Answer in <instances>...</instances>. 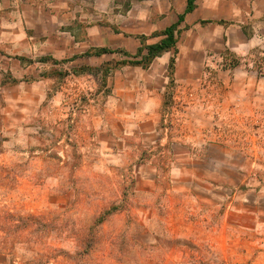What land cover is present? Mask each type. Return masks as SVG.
Masks as SVG:
<instances>
[{"label": "rangeland", "instance_id": "rangeland-1", "mask_svg": "<svg viewBox=\"0 0 264 264\" xmlns=\"http://www.w3.org/2000/svg\"><path fill=\"white\" fill-rule=\"evenodd\" d=\"M161 6L148 0V13ZM172 59L167 97L201 92L177 87ZM235 62L208 53L201 79L209 83L219 70L230 76ZM96 76L93 92L103 101L112 88ZM84 85L82 99L91 93V83ZM59 100L43 103L15 139L0 134V264H264V132L201 131L167 117L169 137L193 147L199 165L210 149L219 157L217 145L228 146V165L206 167L213 173L207 181L204 167L173 164L169 150L144 135H130L126 155L109 156L101 147L109 138L91 133L82 111L72 122L61 118ZM219 170L227 182L214 180ZM220 185L215 201L205 200L207 187Z\"/></svg>", "mask_w": 264, "mask_h": 264}, {"label": "crops", "instance_id": "crops-1", "mask_svg": "<svg viewBox=\"0 0 264 264\" xmlns=\"http://www.w3.org/2000/svg\"><path fill=\"white\" fill-rule=\"evenodd\" d=\"M157 3L163 6L152 15L148 0H0V134L15 139V131L40 115L43 103L59 97L60 112H67L61 118L70 116L72 122L82 111L91 133L109 138L101 141L109 156L116 151L126 155L130 135H144L159 142L163 153L169 150L173 164L202 166L205 179L212 180L206 167L227 166L228 146L217 145L219 157L210 149L199 165L193 147L169 137L173 129L170 133L165 119L183 117L189 128L201 131L264 132V75L253 59L264 56V0H195L189 13L188 0ZM173 25L176 45L145 65L148 47L161 43L163 32ZM208 53L235 58L231 75L219 70L209 83L203 81ZM172 58L177 87L192 85L201 92L167 97ZM260 64L264 69L263 60ZM97 73L112 88L103 101L93 92ZM84 81L91 83V93L86 90L88 97L82 99L78 92H83ZM215 173V181L229 180L227 171ZM215 188L207 187L205 200L213 201L224 186Z\"/></svg>", "mask_w": 264, "mask_h": 264}, {"label": "trees", "instance_id": "trees-1", "mask_svg": "<svg viewBox=\"0 0 264 264\" xmlns=\"http://www.w3.org/2000/svg\"><path fill=\"white\" fill-rule=\"evenodd\" d=\"M195 0H188L187 8L185 13L191 12L195 5ZM184 15L180 17L182 20ZM177 30V25H173L167 28L163 34L166 35V38L162 40L161 43L156 45H151L148 47V54L145 56L144 60H147V63H150L156 56L160 55L161 53L172 49L177 42V38L175 37V31ZM134 62V61H133ZM174 63V59L171 60V65ZM146 65V64H145Z\"/></svg>", "mask_w": 264, "mask_h": 264}, {"label": "built area", "instance_id": "built-area-1", "mask_svg": "<svg viewBox=\"0 0 264 264\" xmlns=\"http://www.w3.org/2000/svg\"><path fill=\"white\" fill-rule=\"evenodd\" d=\"M223 58V57H222ZM259 60L261 61V60H263L264 61V56H262V57H259ZM262 68V67H261ZM263 69V68H262ZM259 73H261V74H263L264 75V69L262 70V71H260Z\"/></svg>", "mask_w": 264, "mask_h": 264}]
</instances>
